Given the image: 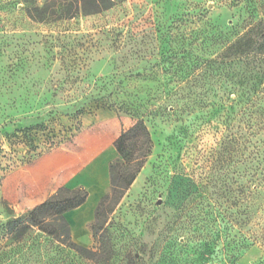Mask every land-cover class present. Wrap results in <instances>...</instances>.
<instances>
[{
    "label": "rangeland",
    "instance_id": "rangeland-1",
    "mask_svg": "<svg viewBox=\"0 0 264 264\" xmlns=\"http://www.w3.org/2000/svg\"><path fill=\"white\" fill-rule=\"evenodd\" d=\"M31 1L0 0V264H264V54L228 48L245 34L264 43V0H112L72 18ZM103 109L141 120L151 140L105 241L90 232L79 253L38 229L16 240L40 197L7 178L73 149ZM78 185L89 190L60 183ZM228 233L254 241L232 259Z\"/></svg>",
    "mask_w": 264,
    "mask_h": 264
},
{
    "label": "trees",
    "instance_id": "trees-1",
    "mask_svg": "<svg viewBox=\"0 0 264 264\" xmlns=\"http://www.w3.org/2000/svg\"><path fill=\"white\" fill-rule=\"evenodd\" d=\"M29 1L32 2L31 0ZM55 1L59 2V7L57 13L56 11L53 13H56L60 18H72L80 11L91 14L101 13L112 5V0H66V3H62L65 0ZM34 8L38 11V7L35 6ZM64 47L65 51L70 49V46L67 44ZM228 48L231 50V54L233 51L232 55L238 57L249 55L254 49L258 57L264 54V43H259V39H255L248 34L234 40L229 44ZM262 79L261 76L258 84H261ZM256 90L257 87H254V93ZM262 91L263 89H259V92ZM244 103L248 105L249 100L246 99ZM94 106L95 109L102 107L101 105L98 106L97 103ZM244 111H246V108ZM244 111L242 114L245 113ZM75 113L78 116L81 115L79 111H75ZM23 135L27 138L29 144L33 143L32 135L28 133V130L24 129ZM109 138L110 136L108 135L104 136L105 141H108ZM150 146L151 140L148 129L141 120H137L128 129L123 130L113 141L116 157L108 164L109 190L100 197L94 210L93 221L89 225L92 236L96 237L101 245L105 241V236L101 231L104 228L106 218L135 179L149 153ZM263 156L264 152L259 149L258 160L262 162L264 160ZM254 159L255 155L251 156L249 154L245 157L246 164L254 161ZM259 161L258 164L260 163ZM245 176H248L247 179L253 178V175H249V173H245ZM251 185V183L246 181L243 185V191L246 193L247 190L251 189ZM87 197L88 190L83 185L58 187L47 198L27 212L25 219L18 223L14 229L15 239L22 241L30 231L38 229L74 249L76 252L86 251L87 249L72 240L69 223L64 214L82 205ZM227 238H229L227 239V249L233 250L237 248L236 250H238L234 254L229 253V258L232 259L237 257L235 254L239 255L241 250H245L254 241L243 235L235 242V236H230V233L227 234Z\"/></svg>",
    "mask_w": 264,
    "mask_h": 264
},
{
    "label": "crops",
    "instance_id": "crops-1",
    "mask_svg": "<svg viewBox=\"0 0 264 264\" xmlns=\"http://www.w3.org/2000/svg\"><path fill=\"white\" fill-rule=\"evenodd\" d=\"M95 114L94 123L80 134L73 149L44 153L33 162L15 169L7 178L14 179L18 185L29 186L32 183L33 194L29 193L28 197H40L36 204L60 187L64 179H87L89 190L86 201L64 214L72 240L83 246L90 241L89 223L102 196L104 179H109L108 164L113 160L110 153L102 151L108 144L113 147L115 138L133 125L129 118L127 120L126 116H119L115 112L103 109ZM106 135L110 136L108 141L104 140Z\"/></svg>",
    "mask_w": 264,
    "mask_h": 264
}]
</instances>
